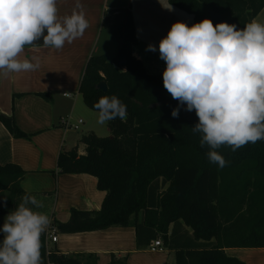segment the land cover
I'll list each match as a JSON object with an SVG mask.
<instances>
[{"label":"trees","instance_id":"trees-1","mask_svg":"<svg viewBox=\"0 0 264 264\" xmlns=\"http://www.w3.org/2000/svg\"><path fill=\"white\" fill-rule=\"evenodd\" d=\"M169 2L191 14L194 23L208 18L213 25L227 22L237 28L264 8V0ZM102 26L116 42L117 53L112 60L102 53L89 57L79 92L92 110L100 97L116 95L127 106V119L109 121V136L82 134L85 153L76 147L60 151V172L96 176L106 196L99 210L72 209L68 221L55 222L56 231L134 225L138 245L160 235L175 252L176 264H247L225 248H264V141L235 152L222 147L218 151L227 165L211 163L207 146H200V135L191 129L198 123L195 110L179 105L164 88L163 73H149L133 55L138 39L131 7L106 13ZM121 58L124 65H119ZM101 81L106 91L96 87ZM40 95L51 100L47 92ZM178 106L179 115L173 117ZM0 122L14 137H28L13 115L0 112ZM25 173L15 163L0 164V214L14 210L25 194L36 197L21 187ZM41 242L44 264H95L84 261V254L48 250L45 232ZM109 264L128 262L113 255Z\"/></svg>","mask_w":264,"mask_h":264},{"label":"clouds","instance_id":"clouds-1","mask_svg":"<svg viewBox=\"0 0 264 264\" xmlns=\"http://www.w3.org/2000/svg\"><path fill=\"white\" fill-rule=\"evenodd\" d=\"M88 28L81 0L65 15L58 0H0V76L39 70L40 57H24L26 49L62 50ZM146 50L157 48L149 44ZM159 57L166 64L164 88L187 111L195 110L198 123L191 129L211 163L227 165L222 147L235 152L264 141V22L252 19L237 28L208 18L191 26L177 21L159 41ZM93 107L101 125L127 119V106L116 95L100 97ZM179 110L171 115L178 117ZM43 207L25 194L4 218L0 264H44L41 237L51 220L38 210Z\"/></svg>","mask_w":264,"mask_h":264},{"label":"crops","instance_id":"crops-1","mask_svg":"<svg viewBox=\"0 0 264 264\" xmlns=\"http://www.w3.org/2000/svg\"><path fill=\"white\" fill-rule=\"evenodd\" d=\"M81 3L89 21V28L81 38L65 44L59 51L42 47L26 49L24 57H40L39 70L0 76V112L13 115L18 127L28 134V137H14L0 122V164L15 163L26 171L21 187L36 193V198L43 202L42 210L50 217L49 226L56 230L55 222L68 221L72 209L99 210L106 196V191L98 188L96 176L62 173L58 167L60 151L76 147L79 153H85L83 143L79 147L68 142L70 129L64 127L62 119L71 115L78 105L79 97L75 93L79 91L89 57L102 53L112 60L117 53L116 42L102 26L106 13L131 7L138 39L133 55L151 74L163 73L166 67L159 57V41L171 25L177 21L194 24L191 14L171 5L169 0H81ZM74 5L75 0H58L61 15L70 14ZM138 17L145 23L141 28L136 21ZM254 19L264 22V8ZM149 44L157 50L147 51ZM40 92L51 94V100H46ZM56 234L57 241L47 239L48 250L66 255L84 254V261L95 264H109L113 255L126 257L128 264H176L175 252L165 245L162 251H151L150 245L156 238L138 245L134 225L77 233L56 231ZM225 251L247 264H264V248L227 247ZM88 254L92 256L87 257Z\"/></svg>","mask_w":264,"mask_h":264},{"label":"rangeland","instance_id":"rangeland-1","mask_svg":"<svg viewBox=\"0 0 264 264\" xmlns=\"http://www.w3.org/2000/svg\"><path fill=\"white\" fill-rule=\"evenodd\" d=\"M184 11V10H183ZM185 13V12H184ZM186 15V13H185ZM137 17V16H136ZM189 17H192L191 15ZM137 24L143 27L144 21L139 17L136 18ZM111 56V55H109ZM76 97H79V102L77 107L74 111L69 115L67 118L70 120L71 123L78 125V128L70 129V144H78L79 147L82 146V143L78 139L83 133H86L88 130H94L99 136L106 137L110 135V129L108 127V122L104 125H101L97 122L98 112L96 110L90 109L84 102L83 97L78 96L79 91L76 90ZM79 119L82 120V123H79ZM39 211H43L48 214L45 210L38 209ZM8 215V213H1L0 214V228H2L4 223V218ZM3 239V234L0 232V240Z\"/></svg>","mask_w":264,"mask_h":264},{"label":"built area","instance_id":"built-area-1","mask_svg":"<svg viewBox=\"0 0 264 264\" xmlns=\"http://www.w3.org/2000/svg\"><path fill=\"white\" fill-rule=\"evenodd\" d=\"M64 95L72 96L70 93H64ZM78 122L82 123V120L79 119ZM62 124L64 125V127L68 128V129H72V128L77 129L78 128V125L71 123L68 118L62 119ZM45 234H46V239H49L53 242L57 241V239H58L57 234H56V229L53 226H49L47 228V230L45 231ZM150 249L153 252L164 250V242H163L162 238L161 237L156 238L151 243Z\"/></svg>","mask_w":264,"mask_h":264},{"label":"water","instance_id":"water-1","mask_svg":"<svg viewBox=\"0 0 264 264\" xmlns=\"http://www.w3.org/2000/svg\"><path fill=\"white\" fill-rule=\"evenodd\" d=\"M125 64V59L121 58L119 61V65H124ZM98 89L102 90V91H106L107 90V84L105 81H101L97 84L96 86Z\"/></svg>","mask_w":264,"mask_h":264}]
</instances>
